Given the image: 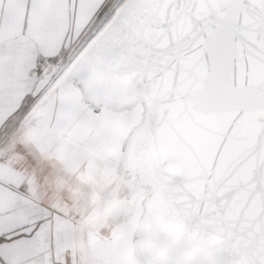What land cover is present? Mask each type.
Instances as JSON below:
<instances>
[{"label":"snow or ice","instance_id":"snow-or-ice-1","mask_svg":"<svg viewBox=\"0 0 264 264\" xmlns=\"http://www.w3.org/2000/svg\"><path fill=\"white\" fill-rule=\"evenodd\" d=\"M0 264H264V0H0Z\"/></svg>","mask_w":264,"mask_h":264}]
</instances>
